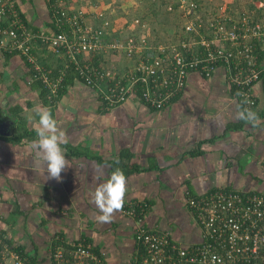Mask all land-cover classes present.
Masks as SVG:
<instances>
[{"label":"crops","instance_id":"0c3cea01","mask_svg":"<svg viewBox=\"0 0 264 264\" xmlns=\"http://www.w3.org/2000/svg\"><path fill=\"white\" fill-rule=\"evenodd\" d=\"M16 2V14L30 32L56 30L46 0ZM65 2L71 7L93 4ZM32 52L43 67L56 64L46 49L35 46ZM22 58L0 52V232L42 264L47 262L44 248L55 235L62 242L85 238L104 253L106 264H129L137 249L134 219L118 211L111 223H100L93 202L96 187L117 168L127 178L123 207L145 203L143 227L167 230L182 244L198 241L200 232L185 205L187 197L222 185L264 190L261 82L253 89L251 108L259 122L228 129L240 109L220 68L207 78L191 73L183 93L160 109L132 96L106 108L94 90L76 79L57 95L43 98L39 87L28 83L30 73ZM101 59L100 65L119 71L129 63L118 55ZM42 108L51 110L67 137L61 147L69 167L59 181L38 170L35 161L32 143L37 139V110Z\"/></svg>","mask_w":264,"mask_h":264},{"label":"built area","instance_id":"2783aa9c","mask_svg":"<svg viewBox=\"0 0 264 264\" xmlns=\"http://www.w3.org/2000/svg\"><path fill=\"white\" fill-rule=\"evenodd\" d=\"M172 1L183 19L182 34L188 35L178 39L175 45L188 46L191 57L173 48L165 50L163 44H149L146 32L142 33L147 25L137 16L113 23L108 6L93 3L89 7H71L65 0H46L56 29L52 33L30 32L16 14V0H0V52L20 54L29 63L33 76L40 78L50 92L55 91L63 71L58 69L60 76L51 80L32 48L46 49L54 58L64 57L84 85L97 89L94 91L106 108L135 96L160 109L177 91L175 87L181 84L184 69L204 72L208 77L209 71L213 72L221 62L229 71L232 62L235 73L230 82L239 86L238 95L244 105H254L255 84L261 82L264 87V55L256 64L252 55L245 52H249V41L254 38L264 41V19L242 17L238 34L234 30L237 19L231 14L214 9L205 17H198L193 15L194 5L190 0H170L165 9L172 8ZM235 38L243 44L232 54L225 43H233ZM198 46L204 53L198 51ZM91 52L99 56L118 55L129 63L120 71L100 64L97 69L90 60ZM242 58L247 66L245 71L240 66ZM66 66L65 63L63 67ZM174 72L179 82L170 85ZM137 83L144 86L139 95H134ZM185 205L200 231L198 241L190 244L174 240L167 230L143 227L145 203L134 201L123 207L121 212L135 221L133 238L137 249L129 264H264V190L222 185L187 197ZM44 250L43 259L47 262L43 264H106L104 253L96 251L83 237L62 242L55 235ZM0 264L42 262L10 244L6 234L0 232Z\"/></svg>","mask_w":264,"mask_h":264},{"label":"trees","instance_id":"16d2710c","mask_svg":"<svg viewBox=\"0 0 264 264\" xmlns=\"http://www.w3.org/2000/svg\"><path fill=\"white\" fill-rule=\"evenodd\" d=\"M190 1H192L193 2V5H194V7H193V15H197L198 17H205L208 13H210V11H213L214 9H215V7H213V8H211V9H203V8H200L199 6H197L195 3H194V1L193 0H190ZM159 2L160 3H162V5L161 6H163V10H164V13L167 15V16H171V15H174L175 16V18H176V20L178 21V19H179V22H180V27H179V30H178V32L176 33V38H177V40L178 39H180V38H186V37H188V35H185V34H182V31H181V24H182V21H183V19L180 17V15H179V13H178V9H177V7H176V4H175V2H171V5H172V8L170 9V10H167V9H165V7H166V5L170 2V0H159ZM66 3V2H65ZM199 10H201V11H199ZM263 11V10H262ZM262 11L261 12H259V14H262ZM263 15V14H262ZM259 15H257L256 17L254 16L253 17V19L254 18H256V19H261L262 17L260 16V17H258ZM241 18H242V15H240L239 16V18L235 21V27H234V30H235V32L236 33H240V30H239V26L242 24V21H241ZM247 20H249V17H247ZM95 24V23H94ZM264 26V25H263ZM63 29H66V27H63ZM171 42L172 41H168V42H164L163 43V45H165V50H171L172 48L173 49H175V50H179L180 52H182V54H184L185 56H188V57H191L192 56V52L191 51H187V50H189V48H188V46L186 47V48H180L178 45H171ZM250 43H251V48H250V50H249V52L248 51H246L245 53H247V55H252V57H253V60L255 61V63L256 64H259L261 61H262V58H263V55H264V44H262V43H264V41H261V42H258V41H256V39L254 38V40H251V41H249ZM248 42V43H249ZM258 42V43H257ZM152 43V42H151ZM248 43H244L245 45L246 44H248ZM226 45H228V47H229V52L230 53H234L235 51H237V50H240V48H238V46H241L242 44H243V42L240 40V39H238V38H235L234 40H233V43H229L228 42V44L227 43H225ZM237 49V50H236ZM186 51V52H185ZM198 51H201V54L202 53H204V51H203V49H201V47L200 46H198ZM91 55L90 56H92V58L90 59L91 60V62H92V65L93 66H95L97 69H98V64H101L102 63V59H101V56H99V55H95L94 53H90ZM240 54H242V53H240ZM183 55V56H184ZM237 54H235V56H236ZM62 58V57H61ZM61 58H56L55 59V63L56 64H54V66H49V64H47L46 65V67H44L46 70H47V75H48V77L51 79V80H53V79H55L56 77H58V76H60L59 74H60V72L58 71V69H61L62 71H63V74L60 76V81L57 83V85H56V88H55V91L54 92H50V90L45 86V84H43L42 83V81H41V79L40 78H37V77H34L33 76V74H32V71H31V67H30V65H29V63L26 61V59L24 58V61H25V63H26V66L28 67V69L29 70H27V72H29L30 73V75L28 76L27 75V77H28V79H29V81H28V83L30 84H32L33 86H35V87H39V89H40V92H39V95H43V98H45V96L47 97V96H53V95H57L58 93H60V92H62L63 91V87L65 86V85H67V84H69V83H71L72 82V80H74V79H76V80H78L79 82H81V83H83V81H82V79L79 77V75L74 71V69H73V67H72V65L70 64V63H68L69 61L67 60V59H65L64 57V59L62 58V60H61ZM187 58V57H186ZM231 58H232V56H231ZM23 59V58H22ZM79 60H81V59H79ZM247 60V59H246ZM167 62H170L172 65H173V62H171V61H167ZM67 64V66L66 67H63V65L64 64ZM218 63V62H217ZM222 63V62H221ZM220 63V65H218V67H216V68H220L222 71H223V77H224V79H225V82L226 83H228V84H230V83H232V84H230V86L232 87V89H233V94L235 95V97L237 98V102H238V106H239V109L241 110L242 108H244V103H243V101L241 102L240 100H241V97L238 95V87L239 86H237L236 84H235V82H230V78H231V76L233 75V73H235V70L234 69H232V67L234 68V65H233V63L231 62L230 63V67L228 66V70L229 71H227L226 69V66L225 65H223V64H221ZM240 66L242 67V70L243 71H245L247 68V66H246V64H245V60L242 58V61H240ZM198 68H199V66H198ZM215 68V69H216ZM236 68H237V66H236ZM215 69H214V71H215ZM214 71L213 72H211V71H209V76L208 77H210L213 73H214ZM191 73H197L199 76H201V77H203V78H207L206 77V75H205V73L203 72H197V70H193V69H184V77L181 79V81L182 82H180L181 84L179 85H177V87H175L176 88V92L174 93V95L172 96V97H169L168 98V100H167V103L165 104V106H168L169 104H171V103H173L182 93H183V91H184V89H185V86H186V81H187V78H188V76L191 74ZM174 75L176 76V72H174L173 73V78L171 79V81H170V85H174V84H176L177 82H179V79L177 80V77H174ZM103 85H104V83L103 82H101ZM101 83H99V85L101 86V87H103L102 86V84ZM108 84V83H107ZM148 85L149 84H151V82H150V80H148V83H147ZM141 86H144L143 84H141V83H137L136 84V86L134 87L135 88V93H134V95H139L140 94V90H141ZM179 87V88H178ZM93 88V87H92ZM264 88V87H263ZM94 89V88H93ZM94 90H97V89H94ZM133 97H135V96H133ZM48 98V97H47ZM136 98V97H135ZM140 102H142V103H144V104H146L147 106H149L150 107V105L148 104V102H145V101H143L142 99H140V98H137ZM45 100V99H44ZM104 104V103H103ZM105 105V104H104ZM164 106V107H165ZM253 106V105H252ZM252 106L250 107V109L252 108ZM254 107V106H253ZM152 108V107H151ZM153 109H155V108H153ZM251 110H253L254 112H256V109L254 108V109H251ZM257 113V112H256ZM258 115V114H257ZM245 123H247V121H245V120H243V119H239L238 118V120L236 121V122H234V123H229V124H227V127L226 128H239L241 125L243 126ZM248 124H249V126H253V124L252 123H250V122H248ZM12 131H14L15 132V130H12ZM263 161H264V157H263V159H262ZM263 161L261 162V166H262V164H263ZM262 171L264 172V170H263V168H262ZM226 188H231V187H229V186H225ZM233 188V187H232Z\"/></svg>","mask_w":264,"mask_h":264},{"label":"clouds","instance_id":"9594fccd","mask_svg":"<svg viewBox=\"0 0 264 264\" xmlns=\"http://www.w3.org/2000/svg\"><path fill=\"white\" fill-rule=\"evenodd\" d=\"M39 117L36 133L37 139L33 141L32 148L38 170L48 173L49 179L61 180V173L69 167L64 149L61 145L67 143L65 132L58 126L51 110L42 108L37 110ZM237 118L250 122L255 126L259 122L256 112L250 108H242L237 113ZM101 174L103 169L100 168ZM127 178L124 172L115 169L106 182L100 183L94 193L93 202L100 214L96 219L100 223H111L114 214L123 209L124 198L127 191Z\"/></svg>","mask_w":264,"mask_h":264},{"label":"rangeland","instance_id":"374dc122","mask_svg":"<svg viewBox=\"0 0 264 264\" xmlns=\"http://www.w3.org/2000/svg\"><path fill=\"white\" fill-rule=\"evenodd\" d=\"M87 0H84L86 2ZM91 1V0H89ZM194 3L203 9L216 10L222 13L231 14L235 19L242 17H262L264 19V0H193ZM97 5L108 6L110 19L114 22L129 20L132 17L141 18L147 25L142 33L146 35L148 43L163 44L172 41L171 45L177 42L176 33L179 30L180 22L174 15L170 17L164 13V8L159 0H93ZM105 3H108L107 5ZM87 4V3H83ZM263 10V11H262ZM201 11V10H199ZM262 11V14L259 12ZM149 43V44H150ZM241 162L244 158L240 159Z\"/></svg>","mask_w":264,"mask_h":264}]
</instances>
